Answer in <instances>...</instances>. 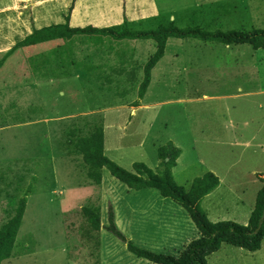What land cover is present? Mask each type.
Segmentation results:
<instances>
[{"label": "rangeland", "instance_id": "374dc122", "mask_svg": "<svg viewBox=\"0 0 264 264\" xmlns=\"http://www.w3.org/2000/svg\"><path fill=\"white\" fill-rule=\"evenodd\" d=\"M163 3V17L179 28L264 30V0ZM187 11H195L197 21ZM23 34L12 35L9 46ZM76 36L61 39L59 48L49 42L15 53L13 58L28 55L11 62L17 70L20 62L28 66L25 75L14 77L8 62L0 72V225L12 215L14 200L33 189L11 257L1 264H151L129 253L106 228L111 209L121 234L153 252L177 256L198 237L182 206L155 190H130L104 168L100 185L87 179L81 156L64 142L87 135L98 121L111 161L129 172L134 162L158 171L156 150L170 142L180 151L171 169L175 183L187 189L195 178L213 173L218 188L200 208L211 222L244 225L261 186L258 176L264 175V50L170 38L151 71L142 108L136 109L143 67L155 43ZM104 38L108 44L98 45ZM92 56L108 66L91 68L85 62ZM242 68L249 71L248 81L239 75ZM87 205L100 209L98 232L81 214ZM130 206L139 213L134 222L147 229L129 225ZM207 264H264V241L256 252L223 244Z\"/></svg>", "mask_w": 264, "mask_h": 264}, {"label": "trees", "instance_id": "16d2710c", "mask_svg": "<svg viewBox=\"0 0 264 264\" xmlns=\"http://www.w3.org/2000/svg\"><path fill=\"white\" fill-rule=\"evenodd\" d=\"M74 0L64 17V23L54 24L40 29H32L31 33L22 40L17 41L9 49L1 51L0 72L4 69L7 61L9 70L14 77L25 75L23 70L28 71V66L19 63L21 70L15 69L11 62L15 53L27 47L53 42L59 39L69 40L76 35H97L110 37L116 41L122 40H152L155 43V51L148 58L143 67V78L138 86L137 100L133 106L139 105L144 98L151 78V71L163 57L166 43L170 38L195 39L202 42L220 43L224 46L247 44L254 50H264V30H208L201 25L179 28L174 20L170 21L158 15L146 19L144 24H151L153 28L135 29L131 23L123 17L118 25L102 28L86 26L84 28L69 27L68 20ZM227 5H220V7ZM189 19L197 21L195 11H187ZM153 23V24H152ZM211 26V24H207ZM17 56V55H16ZM24 61V60H22ZM22 63V64H21ZM27 75H31L30 71ZM68 135V134H67ZM69 147L70 153L80 155L86 166V177L95 185L102 181V169H106L111 177L125 185L128 189L141 191L145 189L155 190L162 198H167L182 206L190 221L197 230L198 237L190 240L179 251L177 256L153 252L137 246L133 241L126 239L116 228L113 209L108 212L107 221L110 231L125 245L126 250L139 259L146 260L151 264H207L208 256L218 252L221 245H229L248 252H256L261 248L264 241V175L258 176L261 183L256 192L254 206L250 211L247 223L240 225L231 221L211 222L205 212L200 208L199 201L211 193L219 184V179L211 172H206L201 177L195 178L186 189L177 185L173 179L171 169L175 166L180 151L168 142L157 148L156 155L159 161V170L153 171L144 163H132V172H129L104 154V130L102 121L91 126L85 136L71 137L64 142ZM28 187L22 196L14 200L12 215L0 225V264L11 257L17 233L25 211L26 195L32 192ZM81 214L87 226L93 231L101 229L100 209L98 206L87 205L81 207Z\"/></svg>", "mask_w": 264, "mask_h": 264}, {"label": "crops", "instance_id": "0c3cea01", "mask_svg": "<svg viewBox=\"0 0 264 264\" xmlns=\"http://www.w3.org/2000/svg\"><path fill=\"white\" fill-rule=\"evenodd\" d=\"M71 3L72 0H0V52L9 49L14 45V43L29 35L32 29H40L42 27L54 24L64 23V17L68 12ZM165 7L166 4L163 3V0H74L68 20V25L69 27L77 28H84L86 26L102 28L118 25L123 21V17H125L127 21L131 23L132 27L138 28L145 25L144 23L146 19H152L158 15H163L165 13L163 12V10L166 9ZM25 13L28 14V21L25 19ZM25 23H28V25L26 26ZM147 28H153V26L149 24ZM17 31H24L23 36L20 37V39H18L16 42H12L11 46H9L10 37L19 33ZM76 37L77 36H74L66 41H74ZM99 40L100 41L97 42L98 45L108 44V41H106L105 38L104 40ZM59 42L63 43V41L59 39L51 42L50 44H54L55 47L59 48ZM80 43H78V45H80ZM84 45L87 46V44ZM87 47L94 49L95 46H93L92 43H89ZM95 51L96 50H94V52ZM2 56L3 55H0V59ZM18 56L24 57L23 60L28 57V55ZM92 58L94 60H90L88 62L84 61L85 63H91V68L102 69L103 67L108 66L107 63H97L93 56ZM84 59L85 57L82 58V60ZM239 75L243 77L242 81H248L249 71L247 68H242ZM84 78L88 77L85 76ZM106 80L111 82L109 78H104V81ZM150 82L148 87L150 86ZM143 99L139 101V104L140 102H143ZM137 108H142V106L138 105L136 106V109ZM217 188L218 187L212 191V194ZM206 197L207 195L199 201V204ZM128 210V221L130 220L129 225L131 227H137L138 229H147V226L134 222V216L139 215V213L132 206H130ZM205 214L208 218V213L206 211ZM248 217L249 216L247 215L241 224L245 225L247 223ZM149 233L151 232L149 231Z\"/></svg>", "mask_w": 264, "mask_h": 264}]
</instances>
